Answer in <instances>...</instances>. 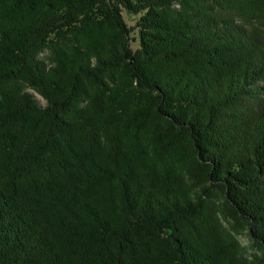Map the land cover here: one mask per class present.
I'll use <instances>...</instances> for the list:
<instances>
[{
  "label": "trees",
  "instance_id": "1",
  "mask_svg": "<svg viewBox=\"0 0 264 264\" xmlns=\"http://www.w3.org/2000/svg\"><path fill=\"white\" fill-rule=\"evenodd\" d=\"M0 264H264V0H0Z\"/></svg>",
  "mask_w": 264,
  "mask_h": 264
},
{
  "label": "rangeland",
  "instance_id": "2",
  "mask_svg": "<svg viewBox=\"0 0 264 264\" xmlns=\"http://www.w3.org/2000/svg\"><path fill=\"white\" fill-rule=\"evenodd\" d=\"M125 18H126L127 23L129 24V26H131V27H134L136 25L137 20H138V17H131L128 15H125ZM133 47H134V49H136L137 44L134 43ZM38 99L41 103H43V100L40 97H38ZM241 241L246 247H248V255H251L254 253H259L258 249L255 246L251 247V244L247 241V239L245 237H241Z\"/></svg>",
  "mask_w": 264,
  "mask_h": 264
}]
</instances>
